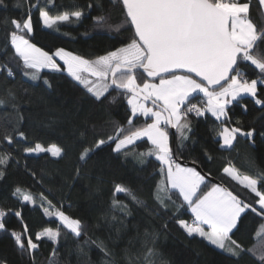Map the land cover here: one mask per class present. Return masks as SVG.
I'll return each mask as SVG.
<instances>
[{
  "label": "snow or ice",
  "instance_id": "obj_1",
  "mask_svg": "<svg viewBox=\"0 0 264 264\" xmlns=\"http://www.w3.org/2000/svg\"><path fill=\"white\" fill-rule=\"evenodd\" d=\"M118 2L124 23L132 35L121 45L90 59L63 47L50 53L32 41L34 12L37 22L45 29L60 31L61 24L80 21L83 10L52 14L47 3L41 5L37 0H26V11L18 18L5 21L9 26L5 32L6 59L0 61V73L14 79L19 71L48 88L52 84L47 75L58 73L100 104L105 101L115 103L116 97L110 93L119 90L130 108L123 125L115 124L113 135L94 139L91 145L88 144L89 129L78 130L79 161L87 163L99 155L105 145L112 153L125 159L132 156L141 165L154 158L158 162V171L153 200L161 212L169 213L171 205L175 209L171 212L175 223L188 238H199L226 253L234 264H239L245 255L253 256L257 264H264V172L255 176L241 175L231 166L224 168V173L244 190L235 193L219 184L210 185L205 175L196 167L181 164L177 155L190 141L193 117L204 118L210 114L218 122L216 135L225 149H232L238 136L251 138L255 134V129L244 131L230 126L229 115L234 104L247 110L246 97L264 108V98L258 95V86H264V26H258L251 17L252 0ZM258 4L264 10V0H258ZM92 6L91 3L87 5L89 9ZM14 7L25 5L16 0ZM0 8H8L6 0H0ZM94 21L96 26H102L108 23V17L100 15ZM109 26L117 32L123 27L122 24ZM13 65L17 71H13ZM244 65L257 70V78H247L242 71ZM15 101V95L8 92L7 98H0V107L9 102L15 104ZM15 134L20 140L27 139L23 131ZM141 141L150 144L146 151L136 150ZM5 144L14 148V135L0 125V179L10 163H18L12 152L4 148ZM24 153L26 156L48 154L56 159L66 155L65 149L56 143L39 142L26 147ZM75 174L80 175V168ZM32 175L36 177V173ZM114 192L125 194L138 207L147 206L128 187L117 184ZM246 194H252L254 199L249 202ZM14 195L25 205L42 208L43 214L57 225L34 235L26 225L21 231L9 230L7 216L11 214L22 220V210L0 208V231L10 234L30 264H35L41 242H51L54 245L51 256L56 257L65 230L77 241L86 236L82 220L67 215L43 192L39 205L31 193L20 187L15 189ZM112 208L124 217L131 212L127 204L116 199L112 201ZM180 209L190 212V220L179 215ZM251 215L260 218L253 234L259 243L245 247L235 237L242 233L245 221ZM167 227L165 223L163 228ZM156 239L155 234L145 233L143 251L136 257L137 264H157ZM93 245L103 253L105 264H115L107 244L98 239H84L79 251ZM0 264H7V261H0Z\"/></svg>",
  "mask_w": 264,
  "mask_h": 264
},
{
  "label": "trees",
  "instance_id": "obj_2",
  "mask_svg": "<svg viewBox=\"0 0 264 264\" xmlns=\"http://www.w3.org/2000/svg\"><path fill=\"white\" fill-rule=\"evenodd\" d=\"M16 0H6L7 9L0 8V61L6 59L5 32L9 27L6 20L20 17L26 11V0H21L25 7H14ZM41 5L48 4L52 14L64 10L81 9L84 16L80 21L61 24L60 31L49 30L37 22L33 13L34 35L32 41L37 46L52 53L58 47L67 51L94 59L105 54L115 46L121 45L132 35L118 0H37ZM93 6L89 9L88 4ZM100 15L108 17V23L96 26L94 18ZM251 17L258 26H264V10L260 9L258 0H252ZM123 25L120 31H113L109 25ZM13 71H17L12 66ZM242 71L247 78H257L258 71L244 65ZM47 78L52 87L31 81L17 71L14 79L6 78L0 73V98H7V93L15 95V104L9 102L0 107V125L8 128L14 135L15 147L4 145L12 152L14 160L10 163L3 179H0V208L4 210H22L23 219L9 214L6 225L9 230L21 231L24 225L30 234H37L47 227L55 228L56 222L50 221L40 207L25 205L14 195L15 189L31 193L37 205L41 203L40 193L48 196L67 215L82 220L86 236L77 241L66 230L61 236L58 256L52 257L54 245L49 241L41 242L35 257V264H105L103 253L93 246L79 247L89 237L107 244L113 253L115 264H137V254L143 251L145 233L155 234L156 251L159 253L157 264H234L226 253L207 245L199 238H188L175 223L171 212H161L153 200V188L156 183L158 162L154 158L150 163L141 165L130 156L125 159L110 151L105 145L99 155L87 163L79 161L81 152L77 131L89 129L88 144L94 139L106 138L114 134V125H123L130 108L126 97L119 91L112 90L110 96L116 97L115 103L103 104L94 102L93 98L70 79L58 73H49ZM260 87L259 98H264V86ZM245 111L239 105H233L229 113L230 126L240 127L244 131L255 129L251 138L238 136L232 149H224L216 135L218 128L214 118L208 114L204 118H192V133L187 147L177 153L180 163H193L201 168L205 175L219 180L235 193H243L242 186L228 177L223 169L233 167L241 175L255 176L264 172V108L255 105L246 97ZM143 121H139L142 123ZM15 130V132L13 131ZM23 131L26 140H20L15 134ZM49 145L56 143L62 146L66 155L56 159L48 154L26 156L24 149L35 143ZM150 144L139 142L137 151H146ZM135 153H133L134 155ZM194 164V165H195ZM80 168V175L75 174ZM32 173H36L34 178ZM208 180V179H207ZM211 184L212 181L208 180ZM117 184L130 188L147 206L138 207L125 194H117ZM209 185V186H210ZM251 202L252 194H246ZM120 200L131 209L124 217L114 211L112 201ZM179 203V202H177ZM116 219L113 220L112 216ZM179 215L190 220V212L179 210ZM260 218L249 216L244 230L235 237L245 247L258 244L254 232L259 226ZM167 223V229L163 225ZM0 261L7 264H30L22 256L14 239L8 232L0 231ZM239 264H257L251 255H245Z\"/></svg>",
  "mask_w": 264,
  "mask_h": 264
},
{
  "label": "water",
  "instance_id": "obj_3",
  "mask_svg": "<svg viewBox=\"0 0 264 264\" xmlns=\"http://www.w3.org/2000/svg\"><path fill=\"white\" fill-rule=\"evenodd\" d=\"M114 90H115V89H114ZM115 91H119V90H115ZM172 131L174 132L175 130H172ZM181 164H183V165H187V166H190V167H196L197 170L201 172V174L205 175V174L202 172L201 168L198 167V165H196V164H195V165L192 164V163H181ZM205 176H206V178H207L208 180L212 181L214 184H219V185H222V186L226 187V186H225L224 184H222L219 180H215L214 178L210 177L209 175H205ZM226 188L229 189V187H226ZM229 190H230V189H229ZM258 218H259V217H258Z\"/></svg>",
  "mask_w": 264,
  "mask_h": 264
},
{
  "label": "rangeland",
  "instance_id": "obj_4",
  "mask_svg": "<svg viewBox=\"0 0 264 264\" xmlns=\"http://www.w3.org/2000/svg\"><path fill=\"white\" fill-rule=\"evenodd\" d=\"M75 54V53H74ZM225 149V148H224ZM35 156V155H34ZM207 179V178H206Z\"/></svg>",
  "mask_w": 264,
  "mask_h": 264
}]
</instances>
